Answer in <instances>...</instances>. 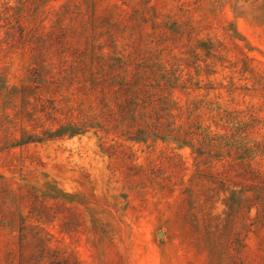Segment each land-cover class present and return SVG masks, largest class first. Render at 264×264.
Segmentation results:
<instances>
[{"label": "rangeland", "instance_id": "374dc122", "mask_svg": "<svg viewBox=\"0 0 264 264\" xmlns=\"http://www.w3.org/2000/svg\"><path fill=\"white\" fill-rule=\"evenodd\" d=\"M0 264H264V0H0Z\"/></svg>", "mask_w": 264, "mask_h": 264}]
</instances>
